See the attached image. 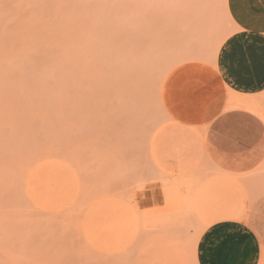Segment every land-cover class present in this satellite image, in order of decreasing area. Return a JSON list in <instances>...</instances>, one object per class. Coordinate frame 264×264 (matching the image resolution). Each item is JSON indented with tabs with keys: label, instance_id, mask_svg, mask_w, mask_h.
Returning <instances> with one entry per match:
<instances>
[{
	"label": "rangeland",
	"instance_id": "1",
	"mask_svg": "<svg viewBox=\"0 0 264 264\" xmlns=\"http://www.w3.org/2000/svg\"><path fill=\"white\" fill-rule=\"evenodd\" d=\"M232 25L227 0H0V264H198L223 221L264 264V96L215 72Z\"/></svg>",
	"mask_w": 264,
	"mask_h": 264
},
{
	"label": "crops",
	"instance_id": "2",
	"mask_svg": "<svg viewBox=\"0 0 264 264\" xmlns=\"http://www.w3.org/2000/svg\"><path fill=\"white\" fill-rule=\"evenodd\" d=\"M227 5L233 29L217 52L216 76L221 85L236 96L259 99L264 96V0H227ZM221 111L215 109L204 127L207 142L213 149L207 128ZM217 134L215 132L212 137L217 138ZM248 140L242 139L239 147L234 146L229 151L235 167L243 173L249 159L239 161L236 153L249 143ZM252 142L255 149L251 152L257 154L264 139H253ZM244 149L248 150V147ZM246 154L242 153V157ZM195 163L191 160V168L197 165ZM49 166H55L59 171L64 169L61 163ZM49 177L53 182L59 179L55 174ZM261 258L259 235L249 225L238 221L210 226L202 233L197 245L198 264H260Z\"/></svg>",
	"mask_w": 264,
	"mask_h": 264
},
{
	"label": "bare ground",
	"instance_id": "3",
	"mask_svg": "<svg viewBox=\"0 0 264 264\" xmlns=\"http://www.w3.org/2000/svg\"><path fill=\"white\" fill-rule=\"evenodd\" d=\"M263 99H264V98H263ZM207 143H208V142H207ZM207 145H208V144H207ZM208 146H209V145H208ZM210 149H212V148L210 147ZM258 149H259V148H258ZM57 152H58V151H56V154H59V153H57ZM59 152H60V151H59ZM47 155H48V154H47ZM53 156H54V155H53ZM59 157H60V156H59ZM262 160H263V162H264V159H262ZM261 164H262V163H261ZM259 165H260V164H259ZM31 166H32V165H31ZM260 168H261V167H260ZM253 171H254V170H253ZM174 185H176V184H173L172 187H174ZM169 186H171V185L166 186L165 189L168 188L167 191L170 193V191H169ZM165 189H164V190H165ZM175 189H176V187H175ZM172 192H173V188H172ZM167 195H169V194H167ZM169 198H170V196H169ZM163 200H165V199H163Z\"/></svg>",
	"mask_w": 264,
	"mask_h": 264
}]
</instances>
